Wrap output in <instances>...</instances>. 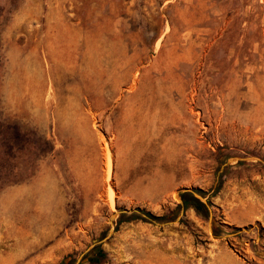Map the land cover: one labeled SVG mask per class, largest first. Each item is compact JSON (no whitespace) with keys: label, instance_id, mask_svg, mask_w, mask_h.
Returning a JSON list of instances; mask_svg holds the SVG:
<instances>
[{"label":"rangeland","instance_id":"obj_1","mask_svg":"<svg viewBox=\"0 0 264 264\" xmlns=\"http://www.w3.org/2000/svg\"><path fill=\"white\" fill-rule=\"evenodd\" d=\"M0 174V264H264V0H0Z\"/></svg>","mask_w":264,"mask_h":264},{"label":"trees","instance_id":"obj_2","mask_svg":"<svg viewBox=\"0 0 264 264\" xmlns=\"http://www.w3.org/2000/svg\"><path fill=\"white\" fill-rule=\"evenodd\" d=\"M28 147V142L25 141L23 143V148ZM16 154V153H15ZM14 154V155H15ZM10 155V153H9ZM8 155V156H9ZM33 162H29V166L33 167ZM29 171V170H28ZM28 171H24V175H19L20 178H23L27 176ZM20 172V171H19ZM11 178L8 175H3L0 174V188L8 185L11 183ZM224 179L222 177V174L219 176V179L217 181V184L213 187L212 192L210 194V197L216 195L222 185H223ZM199 194L203 195L205 191H203L200 188L195 189ZM179 196L181 198V203H177L175 208L169 212V213H164L161 215L154 214L150 210H147L145 208H140L137 207L135 211L127 212L126 209L125 211H122L117 219H116V224H121L123 222H131V221H136V220H141L145 222H150V221H162L171 218V214L173 213L174 210L179 209L180 207H183L184 210L188 208H192L196 215L201 217L202 219H207L210 216L211 213V207L212 203L208 199L207 203L203 202L200 198L195 196L191 191H182L179 193ZM258 227H252V225H249L248 227H230L229 224L227 223H220L217 227L212 228V234L214 237H222V236H232V237H242L241 233L244 230H250L252 228H255L257 230V236L259 237L260 240L264 241V227H261L258 222L255 223ZM237 233V234H234ZM251 248L253 251H257L259 249L258 245L256 244H251ZM260 249H264V243L263 245L260 246ZM106 258V252L102 248L100 244H95L91 249H89L83 256L82 261H85L90 264H99L101 263L104 259ZM75 262L74 255L72 253L64 255L61 260L56 263V264H73Z\"/></svg>","mask_w":264,"mask_h":264},{"label":"water","instance_id":"obj_3","mask_svg":"<svg viewBox=\"0 0 264 264\" xmlns=\"http://www.w3.org/2000/svg\"><path fill=\"white\" fill-rule=\"evenodd\" d=\"M180 191H190V189H187V188H183L181 189ZM176 196H179L178 192L175 193ZM197 197H199L198 195H195Z\"/></svg>","mask_w":264,"mask_h":264}]
</instances>
